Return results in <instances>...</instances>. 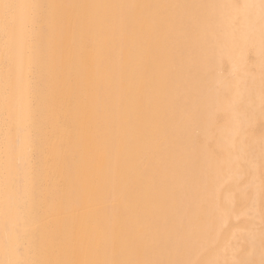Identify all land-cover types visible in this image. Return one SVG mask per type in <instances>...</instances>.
Returning <instances> with one entry per match:
<instances>
[{"label": "bare ground", "instance_id": "1", "mask_svg": "<svg viewBox=\"0 0 264 264\" xmlns=\"http://www.w3.org/2000/svg\"><path fill=\"white\" fill-rule=\"evenodd\" d=\"M0 264H264V0H0Z\"/></svg>", "mask_w": 264, "mask_h": 264}]
</instances>
